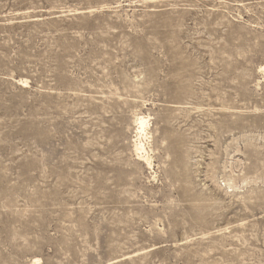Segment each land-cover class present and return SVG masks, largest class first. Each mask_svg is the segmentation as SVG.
<instances>
[{
	"label": "rangeland",
	"instance_id": "1",
	"mask_svg": "<svg viewBox=\"0 0 264 264\" xmlns=\"http://www.w3.org/2000/svg\"><path fill=\"white\" fill-rule=\"evenodd\" d=\"M0 264H264V0H0Z\"/></svg>",
	"mask_w": 264,
	"mask_h": 264
},
{
	"label": "bare ground",
	"instance_id": "2",
	"mask_svg": "<svg viewBox=\"0 0 264 264\" xmlns=\"http://www.w3.org/2000/svg\"><path fill=\"white\" fill-rule=\"evenodd\" d=\"M138 125H139V127H138V132L139 133H142V132H144L145 133V131H146V128H147V126H148V124H147V119L145 118V117H143V116H138ZM143 133V134H144ZM140 135V134H139ZM142 136V135H141ZM140 137V136H139ZM138 140H140V139H138ZM136 150L138 151V152H140V153H142V154H144V153H146L145 152V148H144V145H143V143L141 142V140H140V142L139 143H136ZM141 154V155H142ZM140 155V154H139ZM141 157V156H140ZM146 159H147V157H146ZM149 165V164H148Z\"/></svg>",
	"mask_w": 264,
	"mask_h": 264
}]
</instances>
